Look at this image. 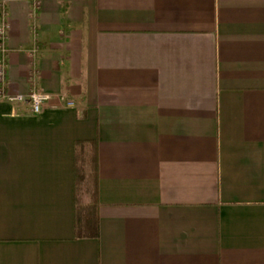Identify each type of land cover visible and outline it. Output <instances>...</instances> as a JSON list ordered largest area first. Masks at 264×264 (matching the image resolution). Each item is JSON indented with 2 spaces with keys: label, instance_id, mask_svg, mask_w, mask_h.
Instances as JSON below:
<instances>
[{
  "label": "crops",
  "instance_id": "0c3cea01",
  "mask_svg": "<svg viewBox=\"0 0 264 264\" xmlns=\"http://www.w3.org/2000/svg\"><path fill=\"white\" fill-rule=\"evenodd\" d=\"M3 21L0 264H264V0H0Z\"/></svg>",
  "mask_w": 264,
  "mask_h": 264
},
{
  "label": "built area",
  "instance_id": "2783aa9c",
  "mask_svg": "<svg viewBox=\"0 0 264 264\" xmlns=\"http://www.w3.org/2000/svg\"><path fill=\"white\" fill-rule=\"evenodd\" d=\"M8 30L9 25L6 21L0 23V47L2 50V57L0 59V82L4 85L5 83V76H6V69L8 67L7 64V40H8ZM5 96V95H3ZM53 96L48 94L42 90L34 89L29 96L32 109L35 113H39L41 109L44 107L45 104L51 101ZM62 101L66 102L67 106L73 107L74 101L73 99H67L65 96L59 97ZM9 100L12 101H23L24 97L19 95L17 97H9Z\"/></svg>",
  "mask_w": 264,
  "mask_h": 264
},
{
  "label": "trees",
  "instance_id": "16d2710c",
  "mask_svg": "<svg viewBox=\"0 0 264 264\" xmlns=\"http://www.w3.org/2000/svg\"><path fill=\"white\" fill-rule=\"evenodd\" d=\"M79 146V144H78ZM76 178L79 183L81 179V171L76 168ZM97 193L95 192L94 201L96 202ZM94 202V208L86 215L80 214V210L76 216V234L78 237H85L90 236L96 238L98 236L97 229H96V220H95V206L96 203Z\"/></svg>",
  "mask_w": 264,
  "mask_h": 264
},
{
  "label": "rangeland",
  "instance_id": "374dc122",
  "mask_svg": "<svg viewBox=\"0 0 264 264\" xmlns=\"http://www.w3.org/2000/svg\"><path fill=\"white\" fill-rule=\"evenodd\" d=\"M89 182L87 183L86 186L83 187V203L84 204H88L85 207H82V209H80V214L82 215H86L89 212L91 213V210L94 208V194H93V190H94V178L93 176L89 177Z\"/></svg>",
  "mask_w": 264,
  "mask_h": 264
}]
</instances>
